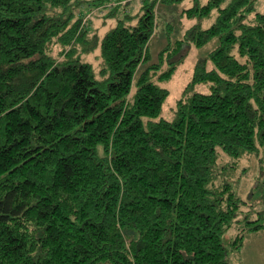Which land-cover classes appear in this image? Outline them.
<instances>
[{"label":"trees","instance_id":"trees-1","mask_svg":"<svg viewBox=\"0 0 264 264\" xmlns=\"http://www.w3.org/2000/svg\"><path fill=\"white\" fill-rule=\"evenodd\" d=\"M111 2L0 0V264H230L264 226L233 185L264 167V12L193 0L154 61L158 0L91 36L86 5ZM217 38L163 117V84Z\"/></svg>","mask_w":264,"mask_h":264},{"label":"rangeland","instance_id":"rangeland-1","mask_svg":"<svg viewBox=\"0 0 264 264\" xmlns=\"http://www.w3.org/2000/svg\"><path fill=\"white\" fill-rule=\"evenodd\" d=\"M85 1V0H84ZM207 0H201L204 4ZM90 2V1H89ZM145 0H113V2L104 4L100 7L86 5V12L84 14V24L89 30L90 35L97 34L101 37L111 28L116 25L118 18H122L126 13L136 16L144 5ZM86 3V2H85ZM193 6V0H187L182 4L168 5L164 4V0H158L157 22L158 27L155 32V36L152 41V55L153 60L158 59V55L161 50L167 46L170 40H177L183 38L186 31L194 26L198 22L197 19L190 20L183 15L184 9H188ZM118 16L114 18H108L113 9H117ZM256 7L259 12H264V0H258ZM172 28L167 31L169 24ZM212 21H205L204 26H210ZM171 38V39H170ZM219 45L218 38L209 42L205 47L198 48L196 45L191 47L185 54L184 62L180 64L177 72L173 76L172 80L165 82L164 87L171 91L170 97L167 99V103L164 107V115L167 119L173 120L175 113L172 112L177 106L178 100L185 91L186 86L193 82L194 73L196 70V64L199 60L206 58L211 51L216 49ZM100 50L92 53L88 59L94 63L95 66H99L100 63ZM152 60V61H153ZM202 90H206L204 87H198ZM225 161H229V158L225 157ZM240 169L237 172V176L233 181L234 190L247 202V207L257 219L260 217L258 224L264 225V167L261 163V156H246L240 163ZM249 226L243 223L238 229L232 230L228 234L227 243L235 239L237 230L247 229ZM251 226H254L252 224ZM245 243L242 249L238 251L230 248L229 259L230 264H264V226L259 231H245Z\"/></svg>","mask_w":264,"mask_h":264}]
</instances>
